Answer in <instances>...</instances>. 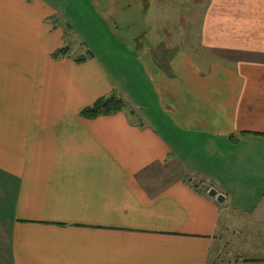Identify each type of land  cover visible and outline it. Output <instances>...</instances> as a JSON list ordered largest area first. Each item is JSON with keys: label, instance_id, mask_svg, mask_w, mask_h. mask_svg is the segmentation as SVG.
<instances>
[{"label": "crops", "instance_id": "0c3cea01", "mask_svg": "<svg viewBox=\"0 0 264 264\" xmlns=\"http://www.w3.org/2000/svg\"><path fill=\"white\" fill-rule=\"evenodd\" d=\"M97 3L0 0V264H264V0H205L172 58L113 2L89 39ZM110 94L139 119L81 115Z\"/></svg>", "mask_w": 264, "mask_h": 264}, {"label": "rangeland", "instance_id": "374dc122", "mask_svg": "<svg viewBox=\"0 0 264 264\" xmlns=\"http://www.w3.org/2000/svg\"><path fill=\"white\" fill-rule=\"evenodd\" d=\"M149 1L151 3V8L148 10L146 9L145 11L143 0H131V2H129V0H99V3H97V6H95L93 12L83 8L84 14L88 20H84L85 16L80 8L78 17L79 22L85 27L86 25L90 24V21L93 22V33L92 35H88L89 39L99 37L102 39L110 36L111 34L107 33L104 29L105 27L102 22L103 19L101 16V10H105V8L109 7V4L113 2L115 10L114 16L116 17L118 15L119 19L122 21L121 29H111L115 37L120 38L122 36H141L140 39L143 41L151 38L155 41L153 42V46H155L156 50L160 52L165 51V53L168 55V58L175 57V55L180 54V52L185 53L189 48L193 54L194 51L199 54V52H197L198 43L195 40V37L197 36L194 32L195 23L192 21L194 20L195 16L198 19L201 15L202 8L205 6V0ZM156 3H158L160 17L154 18L157 12L155 8ZM173 7L176 9V12L172 11ZM148 12L149 14L146 15ZM173 14H175V16ZM180 19L181 23L184 22L187 24V28L185 27L186 29H184V32H182L180 29ZM54 20L56 21V18ZM160 21H164V24H161ZM109 24L111 26L114 25V21L110 19ZM76 29L78 32H81L82 27L77 24ZM172 37H176L178 42L174 44H168L167 41H169V38ZM187 42H189V45H186L188 44ZM77 49L79 48L76 45L73 47H68L67 52L71 54L72 52L77 51ZM146 102L149 104V99H147ZM150 107L152 108V105ZM130 109L133 110V114H131ZM127 113L133 118L139 119V113L131 105L130 108H127ZM198 182V180L193 181L194 184ZM203 187L205 188L206 185ZM223 215L225 216V214ZM235 220L237 223L242 222V220L239 218ZM244 236L242 235V232H239L238 238H245ZM226 239L227 238L225 237L223 243H221V248L225 247L222 249V251H217L216 253L212 252L210 262L213 264H234L235 254L231 253V250L229 251V246H226L228 244Z\"/></svg>", "mask_w": 264, "mask_h": 264}, {"label": "trees", "instance_id": "16d2710c", "mask_svg": "<svg viewBox=\"0 0 264 264\" xmlns=\"http://www.w3.org/2000/svg\"><path fill=\"white\" fill-rule=\"evenodd\" d=\"M63 54H68L67 47L56 50L53 56L58 57ZM83 58L84 57H78L76 59L81 60ZM127 108H130V105L125 99L116 94H110L99 97L93 104L84 107L81 111V115L92 118L99 115L114 114L119 111L127 110ZM130 111L131 114H133V110L130 109Z\"/></svg>", "mask_w": 264, "mask_h": 264}, {"label": "water", "instance_id": "95a60500", "mask_svg": "<svg viewBox=\"0 0 264 264\" xmlns=\"http://www.w3.org/2000/svg\"><path fill=\"white\" fill-rule=\"evenodd\" d=\"M209 194L213 197H217V200L220 202H223L225 200V195L221 192H218L217 189H215L214 187H211L209 189Z\"/></svg>", "mask_w": 264, "mask_h": 264}]
</instances>
